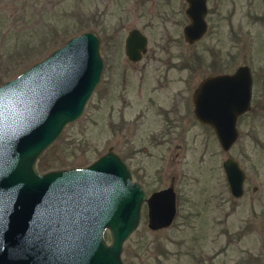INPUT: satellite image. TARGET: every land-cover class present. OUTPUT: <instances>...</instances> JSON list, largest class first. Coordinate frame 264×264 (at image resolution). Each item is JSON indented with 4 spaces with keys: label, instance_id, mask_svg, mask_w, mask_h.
I'll return each mask as SVG.
<instances>
[{
    "label": "rangeland",
    "instance_id": "obj_1",
    "mask_svg": "<svg viewBox=\"0 0 264 264\" xmlns=\"http://www.w3.org/2000/svg\"><path fill=\"white\" fill-rule=\"evenodd\" d=\"M184 7V0H0V80L17 76L70 37L95 33L104 59L99 82L36 168H80L112 147L147 196L174 188V221L151 230L143 203L140 223L123 244L124 264H264V0H208L216 11L211 17L221 19L217 60L230 48L228 71L246 64L252 74V109L238 119L239 138L228 151L193 117L191 94L211 72L212 59L205 53L197 74L179 69L181 54L192 62L193 50L182 37ZM131 28L148 38L138 62L124 53ZM211 38L203 42L215 44ZM229 157L249 175L239 198L230 195L222 168ZM104 236L109 243L107 230Z\"/></svg>",
    "mask_w": 264,
    "mask_h": 264
},
{
    "label": "water",
    "instance_id": "obj_2",
    "mask_svg": "<svg viewBox=\"0 0 264 264\" xmlns=\"http://www.w3.org/2000/svg\"><path fill=\"white\" fill-rule=\"evenodd\" d=\"M186 2L184 37L193 43L206 31L207 5ZM146 50V35L131 29L126 56L138 60ZM102 69L100 39L85 31L0 84V264H124L123 244L140 223L143 203L151 230L174 221V188L146 196L112 147L80 168H36L39 156L80 117ZM251 96L247 65L208 76L195 88L194 116L213 129L223 151L235 143L237 118L249 109ZM222 168L230 195L241 197L239 163L227 158Z\"/></svg>",
    "mask_w": 264,
    "mask_h": 264
},
{
    "label": "flooded vegetation",
    "instance_id": "obj_3",
    "mask_svg": "<svg viewBox=\"0 0 264 264\" xmlns=\"http://www.w3.org/2000/svg\"><path fill=\"white\" fill-rule=\"evenodd\" d=\"M184 5H185V7H184V9H183V16H184V22L182 23L183 25H182V37H183V40H184V42H185V44H188L189 46H191V48H193V50H192V53H190V59L192 60V62H189V56H187V55H184V54H181V56H180V58H181V67L179 68L180 70H189L190 71V73H193V74H197V72H200L201 71V69L203 68V65L205 64V61H206V55H208V54H211L210 56H211V63H210V65H209V68H210V70H211V72L208 74V75H206L205 77H203L197 84H196V86L194 87V89H193V91H192V94H191V103H192V113H193V117L195 118V116H194V111H193V99H192V96H193V92H194V90H195V88L199 85V83L204 79V78H206V77H208V76H212V75H217V74H225V73H232L233 71H228L229 70V68H231V67H228V66H230V64H232V60H233V57H232V54H231V52H230V48H229V50H227V52H226V56L225 57H222V58H220L221 59V61H219V60H217L218 58H217V55H215L216 54V51H215V49H216V43L218 42V41H220L221 42V40H219V37H220V35H222V33H221V31H222V29L220 28V26H221V19H218L217 18V20L216 19H214V18H212L211 16L213 15V14H215L216 13V11H214L213 9H209V7H208V0H206V5H207V10H206V13H205V21H206V24H207V28H206V31H205V33L203 34V36L201 37V38H199L198 40H196V41H194L193 43H188L186 40H185V37H184V27L189 23V18H188V16H187V14H186V9H187V6H188V4H187V2H186V0H184ZM232 15H227L226 16V20H228V23H229V26L227 25V27L229 28V30L227 31V32H229V36H230V38H229V40H230V43H231V41H232V39H233V25H232V22H231V20H232ZM131 29H133V28H131ZM130 29V30H131ZM138 29V28H137ZM130 30H128V32L130 31ZM141 31V30H140ZM128 32H127V34H128ZM142 32V31H141ZM143 33V32H142ZM127 34H126V36H127ZM208 34L210 35V37L212 36V38L211 39H213L212 41L213 42H215V44L213 43H210V45L208 46L206 43H204L203 41H204V39L208 36ZM147 37V36H146ZM126 38V37H125ZM124 42H125V40H124ZM201 42H203L202 43V45H200V48H199V46H197V44L198 43H201ZM218 50L219 51H217V53H220V51H222L220 48H218ZM147 51H148V38H147V50H146V52L145 53H143L142 55H141V57H140V59H138V60H132V59H130V58H128L127 56H126V54H125V57L127 58V60L128 61H130V62H138V61H140V60H142V58L146 55V53H147ZM124 53H125V51H124ZM205 53H206V55H205ZM208 53V54H207ZM209 56V55H208ZM102 57V56H101ZM223 58L225 59L224 61H225V63L223 62ZM102 60H103V65H104V59L102 58ZM191 63H193V65H191ZM212 63H216V64H219L220 65V68L218 69V70H216V71H214L215 69L214 68H212ZM244 65H246V64H244ZM239 66H241V65H239ZM238 66V67H239ZM248 66V65H247ZM249 67V66H248ZM250 68V67H249ZM250 71H251V69H250ZM263 79H264V75H263ZM263 86H264V81H263ZM251 100H252V96H251ZM252 109V104H251V101H250V107H249V109L246 111V112H244L243 114H241V115H239L238 116V118H237V121H238V119L242 116V115H244V114H246L247 112H249L250 110ZM259 109L257 108V111H258ZM163 114H165L166 116L167 115H169V113H170V111H168V110H162L161 111ZM196 119V118H195ZM197 120V119H196ZM198 121V120H197ZM237 121H236V125H237ZM199 122V121H198ZM200 123V122H199ZM237 130H238V128H237ZM238 138H239V130H238V137H237V139H236V141L238 140ZM235 141V142H236ZM232 147V146H231ZM230 158V157H229ZM233 159V158H232ZM235 160V159H234ZM237 161V160H236ZM238 162V161H237ZM239 163V162H238ZM239 165H240V163H239ZM240 167H241V165H240ZM241 169L243 170V173H244V181H243V194H242V196L244 195V192H245V183H246V180H248V178H249V175H248V172L244 169V168H242L241 167ZM144 192H145V190H144ZM176 193V192H175ZM146 194V193H145ZM147 196V195H146ZM241 196V197H242ZM177 200V199H176ZM143 205V204H142ZM147 207V206H146ZM176 207H177V205H176ZM141 209H142V207H141Z\"/></svg>",
    "mask_w": 264,
    "mask_h": 264
},
{
    "label": "trees",
    "instance_id": "obj_4",
    "mask_svg": "<svg viewBox=\"0 0 264 264\" xmlns=\"http://www.w3.org/2000/svg\"><path fill=\"white\" fill-rule=\"evenodd\" d=\"M3 81L0 80V83H2Z\"/></svg>",
    "mask_w": 264,
    "mask_h": 264
}]
</instances>
